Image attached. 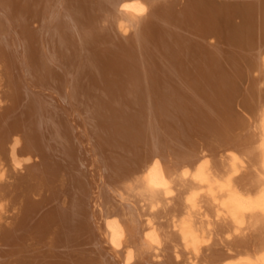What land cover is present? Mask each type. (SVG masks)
Here are the masks:
<instances>
[{"label": "bare ground", "instance_id": "6f19581e", "mask_svg": "<svg viewBox=\"0 0 264 264\" xmlns=\"http://www.w3.org/2000/svg\"><path fill=\"white\" fill-rule=\"evenodd\" d=\"M0 264H264V0H0Z\"/></svg>", "mask_w": 264, "mask_h": 264}]
</instances>
